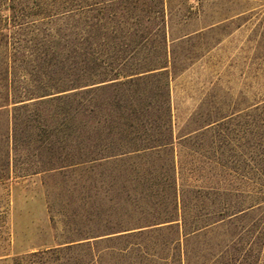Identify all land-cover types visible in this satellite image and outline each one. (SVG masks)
Listing matches in <instances>:
<instances>
[{"label":"trees","instance_id":"trees-1","mask_svg":"<svg viewBox=\"0 0 264 264\" xmlns=\"http://www.w3.org/2000/svg\"><path fill=\"white\" fill-rule=\"evenodd\" d=\"M176 16L168 0H0V183L113 165L130 192L129 213L106 211L103 225L87 219L0 264H192L183 242L194 264H261L264 165L239 153L226 188L179 184L167 71ZM225 118L194 130V159L210 160L207 133Z\"/></svg>","mask_w":264,"mask_h":264},{"label":"rangeland","instance_id":"rangeland-1","mask_svg":"<svg viewBox=\"0 0 264 264\" xmlns=\"http://www.w3.org/2000/svg\"><path fill=\"white\" fill-rule=\"evenodd\" d=\"M168 1L177 15L168 27L167 71L179 184L188 190L204 182L222 190L229 179L225 167L240 164L239 153L264 165V3L200 7L197 0ZM221 117L207 133L210 160L194 159V130ZM200 166L206 168L201 175L194 172ZM118 174L117 166L105 165L0 183V259L52 246L66 230L90 227L87 219L103 225L97 217L106 211L129 213L123 202L130 192ZM118 198L122 208L115 211ZM182 253L194 264V243L183 242Z\"/></svg>","mask_w":264,"mask_h":264}]
</instances>
